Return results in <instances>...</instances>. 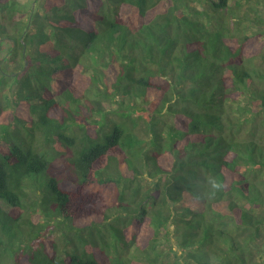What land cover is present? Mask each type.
I'll return each mask as SVG.
<instances>
[{"label": "trees", "instance_id": "1", "mask_svg": "<svg viewBox=\"0 0 264 264\" xmlns=\"http://www.w3.org/2000/svg\"><path fill=\"white\" fill-rule=\"evenodd\" d=\"M0 254L264 264V0H0Z\"/></svg>", "mask_w": 264, "mask_h": 264}, {"label": "rangeland", "instance_id": "2", "mask_svg": "<svg viewBox=\"0 0 264 264\" xmlns=\"http://www.w3.org/2000/svg\"><path fill=\"white\" fill-rule=\"evenodd\" d=\"M20 2L23 3H30L31 0H19ZM56 90V89H55ZM56 168L58 173H65V171H67V165H66V160L63 156H60L56 162H55ZM151 179V178H150ZM51 239L55 238L56 235L52 232L50 234H47ZM47 240H49L48 237H46ZM12 263V259L10 257H8L7 254H0V264H11Z\"/></svg>", "mask_w": 264, "mask_h": 264}, {"label": "clouds", "instance_id": "3", "mask_svg": "<svg viewBox=\"0 0 264 264\" xmlns=\"http://www.w3.org/2000/svg\"><path fill=\"white\" fill-rule=\"evenodd\" d=\"M211 187H212L213 189H215V188H219L220 185H219L218 183H216L215 181H212V182H211Z\"/></svg>", "mask_w": 264, "mask_h": 264}]
</instances>
